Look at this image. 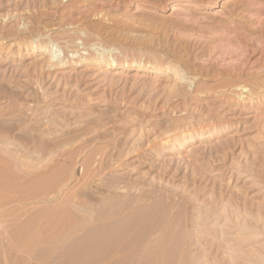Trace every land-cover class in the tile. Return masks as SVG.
<instances>
[{
  "label": "rangeland",
  "instance_id": "obj_1",
  "mask_svg": "<svg viewBox=\"0 0 264 264\" xmlns=\"http://www.w3.org/2000/svg\"><path fill=\"white\" fill-rule=\"evenodd\" d=\"M105 227L264 264V0H0V264H102Z\"/></svg>",
  "mask_w": 264,
  "mask_h": 264
},
{
  "label": "bare ground",
  "instance_id": "obj_2",
  "mask_svg": "<svg viewBox=\"0 0 264 264\" xmlns=\"http://www.w3.org/2000/svg\"><path fill=\"white\" fill-rule=\"evenodd\" d=\"M149 22H150V21H149ZM152 23H153V22H152ZM48 50H49V48H47V49L45 50V52H48ZM179 53H180V52H179ZM89 54H90V53H89ZM89 54H88V55H89ZM91 54H92V52H91ZM96 55H97V54H96ZM52 56H53V55H52ZM57 56H58V55H57ZM93 56H94V55H93ZM93 56H92V57H93ZM59 57H60V55L58 56V58H59ZM96 57H98V56H96ZM96 57H95V58H96ZM173 57H174V56H173ZM44 58H45V56H43V54H42V56H41L39 59H40V60H43ZM58 58H56V60H60V59H58ZM81 58H82V57H81ZM181 58H182V56H181ZM51 59L53 60V59H55V58L52 57ZM51 59H50V60H51ZM90 59L93 60L94 62L97 61V60H95V59H93V58H90ZM40 60H39V61H40ZM44 60H45V59H44ZM85 60H86V59H85ZM175 60H176V59H175ZM179 60H180V59H179ZM49 62H50V61H49ZM51 62H52V61H51ZM51 62H50V63H51ZM59 62H60V61H59ZM51 64L53 65V62H52ZM43 65H44V64H43ZM46 65H47V64H46ZM48 65H49V64H48ZM52 65H51V66H52ZM107 65H108V64H106V66H107ZM49 66H50V65H49ZM51 66H50V67H51ZM102 66H105V65H102L101 62H98V61H97V64H96V66L94 67V70H95V71H99V70L102 69ZM43 67H44V66H43ZM43 67H42V68H43ZM154 69H155V67H154V65H152V64H148V65H145V66L143 67V70H144L145 72L154 71ZM92 70H93V67H92ZM180 70H181V69H180ZM38 71H39V70H38ZM176 71H177V70H176ZM116 72H117L116 75H122L121 71H116ZM159 72H160V71H159ZM160 73L165 74L166 72L161 71ZM180 73L183 74L182 71H178V72H177V75H180ZM135 75H136V74H135ZM133 76H134V75H133ZM177 77H178V76H177ZM181 77H183V76H181ZM181 77H180V79H181ZM177 79H178V78H177ZM179 81H180V80H179ZM243 83H244V82H243ZM258 86H260V85H258ZM239 87H240V86H239ZM248 87H249V85H247V84H244V85H243V84H242L241 89L250 92L251 90H247ZM174 88H175V86H174ZM239 89H240V88H239ZM257 89H259V87H257ZM193 134H194V133H193ZM202 136H203V135H202ZM198 144H199V143H198ZM200 145H201V144H200ZM57 147H58V146H57ZM7 149H9V148H7ZM54 149H55V148H54ZM193 150H194V149H193ZM198 150H199V149H198ZM6 151H8V153H9V150H6ZM14 151H15V153H16V152L19 153L21 150H20V151H19V150H17V151L14 150ZM51 151H52V150H51ZM53 151H54V150H53ZM12 152H13V151L11 150L9 154L14 155L15 153L12 154ZM18 153H16V154H18ZM21 153H23V152H21ZM22 155H23V154H22ZM15 156H16V155H15ZM19 156H20V154H19ZM84 209H85V208H84ZM82 210H83V209H82ZM84 211H87V210H84ZM89 212H90V210H89ZM109 212H110V211H109ZM90 213H92V212H90ZM107 213H108V212H107ZM114 213H115V212H114ZM117 213H119V212L117 211ZM85 214H86V213H85ZM119 214H121V213H119ZM119 214H117V215H119ZM122 214H123V213H122ZM90 215H91V214H90ZM115 215H116V214H115ZM115 215H114V216H115ZM117 215H116V216H117ZM108 216H110V215H108ZM108 216H106V217H108ZM106 217H105V218H106ZM110 218H111V217H110ZM110 218L105 219V220H106V221H105V224H104L105 226H109V227H110V225H111V224H110V223H111V222H110L111 220H109ZM116 219H118V217H117ZM116 219H115V220H116ZM152 219H153V218H152ZM113 222H114V221L112 220V223H113ZM117 222H118V221H117ZM117 222H116V223H117ZM119 222H120V221H119ZM119 222H118V223H119ZM140 222H141V221H138L139 224H140ZM154 222H157V223H158L157 220L154 221ZM141 223L144 225L143 222H141ZM106 224H107V225H106ZM128 224H129V223H128ZM139 224L137 225V223H135V227H136V226H139ZM146 224H147V223H146ZM155 224H156V223H155ZM155 224H154V225H155ZM158 224H159V223H158ZM104 225H103V226H104ZM114 225H115V222H114L113 226H114ZM116 225H117V227L114 226V229L117 228L116 230H118V229L121 228V227L119 228L118 224H116ZM148 225H150V224H148ZM111 226H112V225H111ZM113 226H112V227H113ZM128 226H130V225H128ZM109 227H108V228L105 227V230H104V231L107 232V230H109ZM132 227H133V226H132ZM132 227H130V228H131L132 231H133V228H132ZM135 227H134V228H135ZM156 227H157V226H156ZM141 228H142V227H141ZM141 228H140V229H141ZM106 229H107V230H106ZM112 229H113V228H112ZM142 229L144 230V229H146V228L143 227ZM142 229H141V230H142ZM155 229H156V228H155ZM155 229H154V230H155ZM161 229H162V228H161ZM175 229H176V228H175ZM120 230H121V229H120ZM127 230H129V229H127ZM135 230H137V235L139 236V234H140L139 231H141V230H139L138 228H136ZM143 230L141 231V233L143 232ZM151 230H153V229H151ZM157 230H159L158 227H157ZM130 231H131V230H130ZM144 231H145V230H144ZM155 231H156V230H155ZM173 231H174V229H173ZM120 232H121V231H120ZM120 232H119V234H120ZM122 232L124 233V234H123V233L121 234L122 236H124V237H122V239H126V240H127V239L129 238V236H130V238H132V237H131L132 235H128V233L126 234V229L122 228ZM128 232H129V231H128ZM109 233L113 236L114 240H111V239H110L112 236H108V239L106 238V240H108V241H107V242L105 241V242H106V245H108V249H107V250H104L105 254H104V253H103V254L105 255V257H104V260H103L104 263L102 262V264H114V263H115V264H120L121 261H122L123 264H124V261L121 260V257H120V261L118 260L119 258H118L117 260H115V258H114V260H112V259H110V257L113 255V256H115V257L117 258V256L120 255L121 252H122L123 250H122L121 252H119L120 254H119L116 250H119V251H120L121 248L123 247L122 245H125V246H126V244H125L124 242H122L123 244L121 245L120 242H121L122 240L119 238L118 231H115V230H111V229H110ZM132 233H133V232H132ZM132 233L130 232V234H132ZM146 233H147V232H146ZM152 233H154V231H153ZM156 233H157V231H156ZM107 234H108V232H107ZM110 234H108V235H110ZM133 234H134V233H133ZM144 234H145V233H144ZM147 234H148V233H147ZM157 234H158V233H157ZM125 235H128V238H125ZM134 235H135V237L137 238V235H136V234H134ZM134 235H133V238H134ZM105 236H106V234H105ZM140 236H142V235L140 234ZM154 236H155V235H154ZM154 236H153V237H154ZM157 236L159 237L160 235L158 234ZM157 236H156V237H157ZM126 237H127V236H126ZM151 237H152V234H151ZM133 238H132V239H133ZM132 239H131V241H132L133 244L135 245L136 243H135ZM139 239H140V238H139ZM158 239H159V238L156 239L157 242H160V240L158 241ZM161 239H162V238H161ZM118 240H119V241H118ZM120 240H121V241H120ZM134 240H135V239H134ZM153 240H154V239H153ZM156 240H154V241H155V242H154L155 244H156ZM113 241H115V242L118 241V244H117V243H116L117 245L115 244V248H114V245H113L115 242H114L113 244H111V242H113ZM123 241H124V240H123ZM129 241H130V240H129ZM131 241H130V243H131ZM136 241H138V240L136 239ZM143 241H144V240H143ZM147 241L149 242V239H147L146 242H147ZM150 241H152V240L150 239ZM164 241H165V240H164ZM167 241H168V239H167ZM152 242H153V241H152ZM161 242H162V241H161ZM169 242H170V241H169ZM139 243H140V241H139ZM139 243L137 242V244L140 245V246H141V244H143V243H141V244H139ZM109 244H110L111 246L113 245V248H114V250L118 253V255H116L117 253H113V252H115V251H114V250L112 251V249H110V250H111V253H113V254H109V252H110V251H109V247H110ZM133 244H132V245H133ZM137 244H136V246H137ZM163 244H165V243L162 242V245H163ZM167 244H168V242H167ZM144 245H145V242H144ZM144 245H142L143 248H145L146 245H147V246H148V245H149V246H150V245H151V246L153 245V249H152V250H154V248H156L157 251L160 250V249L162 250V248H161V247H162V246H161V243L156 244V245H154L153 243H152V244L147 243L145 246H144ZM157 245H158V246L160 245L161 247H160V248H159V247H156ZM165 245H166V244H165ZM185 245H186V244H185ZM121 246H122V247H121ZM129 246H130V245H129ZM136 246H135V247H136ZM151 246H150V247H146V249L148 248V249H149V252H150V253H149L148 250H147V252H146V250H145L146 254H150V255H151V251H152V250H150ZM105 247H107V246H105ZM120 247H121V248H120ZM130 247H131V246H130ZM137 247H138V246H137ZM165 247H166V246H163V249H165ZM111 248H112V247H111ZM126 248H127V247H126ZM122 249H125V247L122 248ZM127 249H128V248H127ZM130 249H131V248H130ZM132 249H133V248H132ZM134 249H135V248H134ZM135 250H136V249H135ZM135 250H134V251H131V250L128 251V250H127V252H130V253H129V256H131L133 253H135ZM140 250H141V249H140V247H139V250H137V251H139L140 254H141V253H142L141 251H142L143 249H142L141 251H140ZM125 251H126V250H125ZM157 251H156V252H157ZM123 252H124V251H123ZM123 252H122V255H123V256H122V255H121V256H122V257H126V255L124 256L125 252H124V253H123ZM139 252H138V253H139ZM159 252H160V251H159ZM131 253H132V254H131ZM138 253H135V254H137L138 257L140 256V257L143 258V259H144V257L147 258V257L149 256V255H148L147 257H146V256L143 257L142 254L144 253V250H143V253L141 254L142 256H141L140 254H138ZM157 253H158V252H157ZM157 253H156V254H157ZM160 253H161V252H160ZM127 254H128V253H127ZM130 254H131V255H130ZM135 254H134V255H135ZM146 254H144V255H146ZM153 254H154V253H153ZM110 255H111V256H110ZM134 255H132V256H134ZM132 256H131V257H132ZM151 256L153 257V255H151ZM135 257H136V256H135ZM138 257H137V259H138ZM140 257H139V259H138V260L140 261V262L138 261L140 264H142L141 262L144 261V260H146V263H145V262H143V263H145V264H148V263H149V262L147 263V260L149 261V259H144V260L141 261V258H140ZM152 257H150V258H152ZM127 258H128V255H127ZM153 258H154V257H153ZM122 259H124V258H122ZM111 260H112V261H115V262L113 263ZM124 260L127 261V260H129V258H128V259L125 258ZM132 260H133V258H132ZM132 260H131V261H132ZM134 260H136V258H134ZM134 260H133V261H134ZM126 261H125V264L128 263V262L126 263ZM129 261H130V260H129ZM133 261H132V263H134ZM110 262H111V263H110ZM122 262H121V264H122ZM135 262H137V260H136ZM138 262H137V263H138ZM137 263H134V264H137ZM129 264H130V262H129ZM149 264H153L152 261H151V263H149Z\"/></svg>",
  "mask_w": 264,
  "mask_h": 264
}]
</instances>
